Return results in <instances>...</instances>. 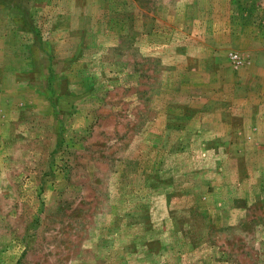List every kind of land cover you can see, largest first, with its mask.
I'll return each instance as SVG.
<instances>
[{
    "label": "rangeland",
    "instance_id": "374dc122",
    "mask_svg": "<svg viewBox=\"0 0 264 264\" xmlns=\"http://www.w3.org/2000/svg\"><path fill=\"white\" fill-rule=\"evenodd\" d=\"M0 264H264V0H0Z\"/></svg>",
    "mask_w": 264,
    "mask_h": 264
}]
</instances>
